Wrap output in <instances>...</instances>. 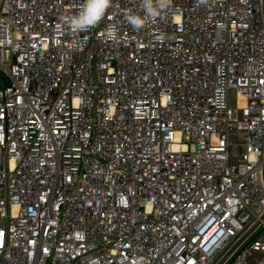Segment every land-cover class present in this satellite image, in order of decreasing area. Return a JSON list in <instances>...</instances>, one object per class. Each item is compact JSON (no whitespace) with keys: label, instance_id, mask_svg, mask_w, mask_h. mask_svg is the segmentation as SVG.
I'll list each match as a JSON object with an SVG mask.
<instances>
[{"label":"built area","instance_id":"obj_1","mask_svg":"<svg viewBox=\"0 0 264 264\" xmlns=\"http://www.w3.org/2000/svg\"><path fill=\"white\" fill-rule=\"evenodd\" d=\"M80 2L0 0V264H264V0Z\"/></svg>","mask_w":264,"mask_h":264},{"label":"clouds","instance_id":"obj_2","mask_svg":"<svg viewBox=\"0 0 264 264\" xmlns=\"http://www.w3.org/2000/svg\"><path fill=\"white\" fill-rule=\"evenodd\" d=\"M172 2L173 0H140L141 11H129L125 16L126 21L132 29L140 31L168 12ZM206 2L207 0H201V3ZM112 5L113 0H81L76 12L61 17L60 27L73 33H86L104 20ZM118 33L117 24H109L105 36L107 39L117 40Z\"/></svg>","mask_w":264,"mask_h":264},{"label":"water","instance_id":"obj_3","mask_svg":"<svg viewBox=\"0 0 264 264\" xmlns=\"http://www.w3.org/2000/svg\"><path fill=\"white\" fill-rule=\"evenodd\" d=\"M6 84L8 85V82L6 81Z\"/></svg>","mask_w":264,"mask_h":264}]
</instances>
